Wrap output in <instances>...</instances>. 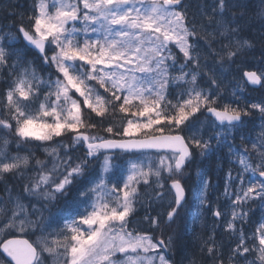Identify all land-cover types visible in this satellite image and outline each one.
Wrapping results in <instances>:
<instances>
[{"label":"snow or ice","instance_id":"6c2138e0","mask_svg":"<svg viewBox=\"0 0 264 264\" xmlns=\"http://www.w3.org/2000/svg\"><path fill=\"white\" fill-rule=\"evenodd\" d=\"M249 86L264 92V0H33L27 13L8 10L0 264H50V236L61 237L60 264H264V221L258 236L243 227L253 202L264 216V96L246 99ZM222 148L228 203L213 202L197 168L193 219L208 212L214 223L184 243L188 169L205 159L223 169L212 160ZM58 199L71 211L51 213ZM57 218L65 230H53ZM221 221L235 240L227 256Z\"/></svg>","mask_w":264,"mask_h":264},{"label":"trees","instance_id":"16d2710c","mask_svg":"<svg viewBox=\"0 0 264 264\" xmlns=\"http://www.w3.org/2000/svg\"><path fill=\"white\" fill-rule=\"evenodd\" d=\"M195 2V0H194ZM33 3V0H18V2L13 3V5H8L5 9H2L0 11V16L6 15L8 10H16L19 12H29L30 7ZM254 24L256 27L252 29V35L258 39V27H259V20L256 19L254 21ZM259 50L257 49L256 55L258 56ZM233 75H230L229 77L232 79ZM239 77L238 75H235ZM233 84H230L229 86L225 87V94L227 95L228 92L231 90L233 87ZM262 96H264V92H261L259 90H253L252 88L248 87L247 89V94H246V99L248 100H253V99H260ZM83 110V106H82ZM253 121L254 124H249L246 126V130L250 133V135L255 138L256 135H258L260 129L256 127V125L259 124V118L255 114L253 115ZM238 144L240 143L239 140L236 141ZM247 143V142H246ZM250 147V145H249ZM38 156L41 155L39 152L36 153ZM217 156L223 158L225 167L223 169L220 168H215L212 163L209 162V160L205 159L203 161L197 160L191 168L188 169L187 176L185 178V185L192 184V193L194 191V186L196 189V192L199 191V184H198V178L196 175V169L200 168L203 170L204 173H206L212 181V184L214 185L213 188H210L209 191H213L214 197L219 196L220 200L219 203L221 206L227 205L228 201L224 199L223 196H221V193L223 192V185L225 183L224 179V174L225 171L227 170V149L222 148L216 155L212 157V160H215ZM233 169H238V165L233 164L232 165ZM197 184V185H195ZM19 190V189H18ZM0 196L3 197L2 192H0ZM211 198V197H210ZM212 199V198H211ZM215 203V202H214ZM252 208L256 209L255 213L252 214L250 213L248 218L244 221L243 227L244 231L248 236H251L253 233H255L257 236L259 235V227L262 218V216L259 212V209L256 208L255 202H253L250 205ZM197 214V209L196 207L191 208L188 218V222L190 223V229H189V234L185 236L184 243H191V240L196 239L197 236H206L209 232V230L212 227V224L214 223L213 217L210 215L208 212H203L202 218L198 220H194L193 217H195ZM221 226L217 227L216 233H217V240L221 243V252L227 256V253L229 251V247L235 246V240L233 237L229 236L228 232L225 231L223 221L220 222ZM195 234V235H193ZM258 243V241H257ZM177 261H179L181 258H179L176 254L174 257ZM0 262H6L4 259L0 258ZM206 264H210L209 262H206Z\"/></svg>","mask_w":264,"mask_h":264},{"label":"rangeland","instance_id":"374dc122","mask_svg":"<svg viewBox=\"0 0 264 264\" xmlns=\"http://www.w3.org/2000/svg\"><path fill=\"white\" fill-rule=\"evenodd\" d=\"M16 2H18V0H0V11L2 10V9H5L8 5H13V3H16ZM228 79H229V76H228ZM207 132H208V129H205V135L207 134ZM38 156V155H37ZM39 157L41 158L42 157V155H39ZM18 191V190H17ZM5 195V197L3 198V200H7V196H8V194L7 193H5L4 194ZM0 199H2L1 198V196H0ZM59 200V199H58ZM25 203H27V202H25ZM54 203V202H53ZM52 203V204H53ZM189 206V205H188ZM48 208L50 209V212L51 213H53V214H55V213H57L58 211H60V212H62V213H67V212H69V211H71V209L70 208H66L65 207V203H64V200L62 201V203L58 206V207H56V208H51L49 205H48ZM44 215L47 217L48 215H49V212H45L44 213ZM67 224H70L71 223V221L69 220V221H67L66 222ZM174 226V228H177V227H179V230L182 232L183 231V229H184V221L182 220V221H180L179 222V225L177 226V225H173ZM65 225H60L59 224V222H58V218H57V222L56 223H54L53 224V230H65ZM5 238V235L3 234V233H0V240H2V239H4ZM56 239H61V237H59V236H50L49 237V240H50V242H52V247L55 249V253L52 255V257H51V260H50V264H60V261H61V259H62V257H59L58 256V253L59 252H61L62 251V249H59V248H57L56 247V245H55V243H54V241L56 240ZM1 253V252H0Z\"/></svg>","mask_w":264,"mask_h":264},{"label":"bare ground","instance_id":"6f19581e","mask_svg":"<svg viewBox=\"0 0 264 264\" xmlns=\"http://www.w3.org/2000/svg\"><path fill=\"white\" fill-rule=\"evenodd\" d=\"M232 75H238V73H232ZM228 81H231V78L229 77V79H228ZM231 83H228L227 84V86H229ZM250 88H251V86H249ZM208 135V132H207V134L205 135V136H207ZM195 185H197V184H195ZM15 187L16 188V190H18L19 188H20V185L19 184H15V185H13V184H9V187L11 188V187ZM194 188V191H193V197L198 193V191L196 192V189H195V186L193 187ZM0 192H2V194H5V191H4V186H3V184H0ZM214 192L213 191H209V195H210V197L212 198V200H213V202H216V200H215V198L216 197H214ZM5 197V195L3 196V197H1L2 199ZM191 202H193V199H192V201ZM261 221H264V218H262V220ZM195 240L196 239H194V240H191V243H195ZM177 256L179 257V258H181V255H180V253L179 252H177Z\"/></svg>","mask_w":264,"mask_h":264},{"label":"water","instance_id":"95a60500","mask_svg":"<svg viewBox=\"0 0 264 264\" xmlns=\"http://www.w3.org/2000/svg\"><path fill=\"white\" fill-rule=\"evenodd\" d=\"M5 256H6V254H5Z\"/></svg>","mask_w":264,"mask_h":264}]
</instances>
